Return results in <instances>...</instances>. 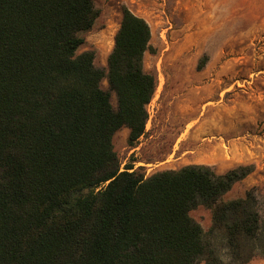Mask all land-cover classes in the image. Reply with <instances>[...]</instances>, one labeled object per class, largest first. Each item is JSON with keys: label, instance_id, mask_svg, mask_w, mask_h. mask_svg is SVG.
Listing matches in <instances>:
<instances>
[{"label": "trees", "instance_id": "16d2710c", "mask_svg": "<svg viewBox=\"0 0 264 264\" xmlns=\"http://www.w3.org/2000/svg\"><path fill=\"white\" fill-rule=\"evenodd\" d=\"M98 13L94 0H0V264L264 257L254 192L222 199L251 166L121 170L113 135L126 127L136 143L156 89L143 70L150 27L122 6L105 71L92 50L78 52ZM199 205L211 210L207 230L189 215Z\"/></svg>", "mask_w": 264, "mask_h": 264}, {"label": "rangeland", "instance_id": "374dc122", "mask_svg": "<svg viewBox=\"0 0 264 264\" xmlns=\"http://www.w3.org/2000/svg\"><path fill=\"white\" fill-rule=\"evenodd\" d=\"M94 5L98 16L81 33L78 52L92 50L94 65L105 71L122 6L150 27L143 70L155 76L156 89L136 143L127 144L126 127L113 135L121 170L132 163L149 176L188 164L218 173L251 166L222 199L251 190L264 218V0H94ZM101 87L108 88L105 78ZM111 103L116 107L114 93ZM189 215L203 230L211 224V210L202 205ZM246 264H264V257Z\"/></svg>", "mask_w": 264, "mask_h": 264}, {"label": "bare ground", "instance_id": "6f19581e", "mask_svg": "<svg viewBox=\"0 0 264 264\" xmlns=\"http://www.w3.org/2000/svg\"><path fill=\"white\" fill-rule=\"evenodd\" d=\"M195 100L193 99V100H191V103L193 104V102H194ZM196 102V101H195Z\"/></svg>", "mask_w": 264, "mask_h": 264}]
</instances>
